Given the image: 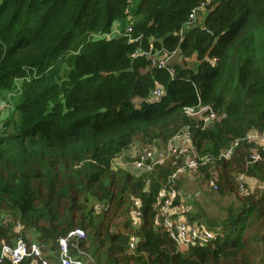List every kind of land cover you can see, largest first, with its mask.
I'll use <instances>...</instances> for the list:
<instances>
[{
	"label": "trees",
	"instance_id": "16d2710c",
	"mask_svg": "<svg viewBox=\"0 0 264 264\" xmlns=\"http://www.w3.org/2000/svg\"><path fill=\"white\" fill-rule=\"evenodd\" d=\"M203 1L0 0V97L17 83L21 92L0 120V242L37 244L59 264L58 239L79 229L85 239L69 251L84 264H264V151L251 164L252 145L243 141L264 132V0H213L202 22L186 27ZM114 26L118 34L106 37ZM150 41L183 57L172 75L131 59ZM194 56L195 71L186 64ZM157 86L165 94L151 102ZM198 104L222 118L202 129L183 112ZM186 126L197 155L211 158L193 177L206 186L213 179L217 190H206L235 204L212 221L186 199L190 223L217 238L180 253L155 204L182 161L149 172L114 161L131 147H164ZM235 140L232 157L217 160ZM241 175L257 183L248 196L239 193ZM132 199L141 203L139 225Z\"/></svg>",
	"mask_w": 264,
	"mask_h": 264
},
{
	"label": "built area",
	"instance_id": "2783aa9c",
	"mask_svg": "<svg viewBox=\"0 0 264 264\" xmlns=\"http://www.w3.org/2000/svg\"><path fill=\"white\" fill-rule=\"evenodd\" d=\"M212 1L213 0H204L197 8L192 10L186 27L192 25L198 17H201V20H203L207 13V8ZM115 27L116 26H114V28ZM206 32L210 33L209 31ZM130 33L131 28L128 27L125 35L130 38ZM115 34H118V31L113 29L112 33L106 37L112 38ZM129 42L132 43L134 40L130 39ZM174 54H176V52L168 54L164 50H157L154 48L152 41H150L147 49H137L131 55V59L137 57L146 58L151 61V64L154 67L165 69L170 75H172L173 72L169 63ZM209 62L215 64L216 59L213 58L209 60ZM164 94L163 87L157 86L150 93L149 101H158L164 96ZM183 112L187 118L199 122L202 129L208 128L222 118V116L209 105L198 104L193 107H185ZM240 140H235L227 149L222 151L217 156V160L230 159ZM243 141L252 145L249 155V163L253 164L261 161L258 148H262L264 151V132L250 131L243 138ZM129 150L127 149L118 155L114 161V165H116L118 159H129L130 156L133 155V164L135 165L136 170L139 172H149L155 165H162L168 161H182V165L168 178L166 186L158 193L155 204L157 223L160 224L162 230L173 241L176 250L180 253H185L190 248L205 245L216 239L217 235L213 231L208 230L206 227L190 223L187 216L189 210L184 205L180 191L175 188V181L180 173H186L188 177H191L200 167L211 161V158L208 156L200 157L197 155L192 142L190 128L188 126L181 128L164 147L151 145L142 148L131 147ZM126 151H129L127 157L124 156V152ZM147 159H150V165L148 166L145 165V160ZM238 181V190L242 196H248L250 194V188L257 184L256 182L252 183V181H249L247 177L242 175L238 177ZM208 186L213 191L217 190L213 179L209 180ZM140 209V201L132 199L131 219L134 225L140 224ZM20 229V226H17V230ZM84 239L85 233L79 229L71 231L65 237L58 239L59 264H84L81 260L73 258L69 251L70 243L73 240ZM134 247L135 243H132L131 248ZM27 258L31 259L33 264H50L48 261L44 260L42 252L37 244L32 243L27 246L20 238L17 239L14 246H7L3 242H0V261L2 259H7L8 261L15 263L21 259Z\"/></svg>",
	"mask_w": 264,
	"mask_h": 264
},
{
	"label": "rangeland",
	"instance_id": "374dc122",
	"mask_svg": "<svg viewBox=\"0 0 264 264\" xmlns=\"http://www.w3.org/2000/svg\"><path fill=\"white\" fill-rule=\"evenodd\" d=\"M201 17H198L195 22L192 24H199L201 23ZM117 26L114 28V30H117ZM183 60V57L180 56L179 53H176L172 56L170 59V65H174L177 63H180ZM187 66L195 71L197 60L194 57H191L187 59ZM20 85L19 83L16 84V87L5 94H3L0 98V120L3 123H5L10 117V113L14 111L15 105L19 99L20 96ZM3 102V103H1ZM134 104L136 106H139L140 101L138 99H134ZM13 119H15V116H12ZM1 126V125H0ZM3 127V126H2ZM163 147V146H162ZM131 149V148H129ZM128 149V150H129ZM130 151V150H129ZM129 151L124 152V156L127 157ZM133 155L130 156L129 159L122 158L118 159L116 161V167L118 168H126L130 169L131 171L138 172L135 168V165L133 164ZM187 176L186 173H180L178 175V188L179 191L182 194L183 201L187 202L186 199L188 197H191L192 202L200 207L205 214V216L212 220V221H219L225 218L227 209L231 205L235 204V199L232 196H226L224 198H220L216 195V192H209L207 191V187L205 184H200L199 179L197 176H191L189 178L185 177ZM257 185H253V191L257 190ZM188 200V199H187ZM184 205L188 208L192 207L190 203H184ZM197 208V207H196ZM191 210L188 211V213Z\"/></svg>",
	"mask_w": 264,
	"mask_h": 264
},
{
	"label": "water",
	"instance_id": "95a60500",
	"mask_svg": "<svg viewBox=\"0 0 264 264\" xmlns=\"http://www.w3.org/2000/svg\"><path fill=\"white\" fill-rule=\"evenodd\" d=\"M145 165H150V159L145 160Z\"/></svg>",
	"mask_w": 264,
	"mask_h": 264
},
{
	"label": "crops",
	"instance_id": "0c3cea01",
	"mask_svg": "<svg viewBox=\"0 0 264 264\" xmlns=\"http://www.w3.org/2000/svg\"><path fill=\"white\" fill-rule=\"evenodd\" d=\"M180 194H181V192H180ZM181 197H182V194H181ZM190 197H188L187 199H189ZM182 199H184V198H182Z\"/></svg>",
	"mask_w": 264,
	"mask_h": 264
}]
</instances>
